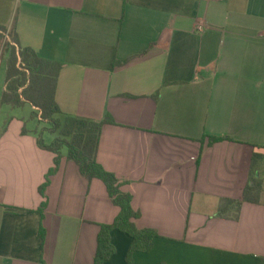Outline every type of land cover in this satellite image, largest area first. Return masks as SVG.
<instances>
[{
	"label": "crops",
	"instance_id": "crops-1",
	"mask_svg": "<svg viewBox=\"0 0 264 264\" xmlns=\"http://www.w3.org/2000/svg\"><path fill=\"white\" fill-rule=\"evenodd\" d=\"M14 26L22 46L62 63L60 109L103 121L97 160L131 194L137 228L158 234L134 264H261L264 191L237 219L218 210L264 154V0H0V33L12 39ZM6 39L0 264H93L100 226L120 207L66 149L43 197L56 153L38 139L54 135L29 101H3ZM256 168L264 188V161ZM112 240L108 264H128L133 238L115 229Z\"/></svg>",
	"mask_w": 264,
	"mask_h": 264
},
{
	"label": "trees",
	"instance_id": "trees-1",
	"mask_svg": "<svg viewBox=\"0 0 264 264\" xmlns=\"http://www.w3.org/2000/svg\"><path fill=\"white\" fill-rule=\"evenodd\" d=\"M2 30L4 33L0 34L4 40L6 39V29L2 28ZM9 34L12 39H6L3 43L4 51L9 54L7 90L3 95V101L11 102L15 106L29 101L41 111V117L48 121L51 126L49 130L54 135V140L50 145L45 143L42 138L38 139L41 147L56 153L55 166L49 170L46 181L40 188L43 197H46L45 189L50 184L51 175L59 169L64 149H66L67 158L79 165L83 176L88 179H101L108 188L107 192L110 198L120 207V212L113 223L100 226L97 252L93 264H108L109 259L116 252L112 240V231L115 229L129 234L133 238L127 261L128 264H134V253L150 251L158 234L151 228H137L134 219L139 217V213L134 210L131 194L122 191L123 184L118 177L106 170L97 160L103 121L64 113L55 99L62 63L40 57L31 47L22 46L15 26ZM217 140L219 138L211 137L210 142L214 143ZM249 146L254 148L253 145ZM250 161L252 165L250 184L244 188L240 197L222 200L218 210L219 216L237 219L245 201L256 203L260 201L264 188L263 181L257 178L256 167L264 161V154L253 153L250 156ZM45 206H47L46 199L38 209L41 214ZM39 235L45 240L43 228L40 229ZM261 264H264V258Z\"/></svg>",
	"mask_w": 264,
	"mask_h": 264
},
{
	"label": "rangeland",
	"instance_id": "rangeland-1",
	"mask_svg": "<svg viewBox=\"0 0 264 264\" xmlns=\"http://www.w3.org/2000/svg\"><path fill=\"white\" fill-rule=\"evenodd\" d=\"M41 115H42V113L40 112V114L38 115L39 117H41ZM42 118V117H41ZM41 123H43V126L44 127H47L46 129H48L49 130V128L51 127L50 125H49V123H48V121L47 120H44L43 118L41 119V120H39Z\"/></svg>",
	"mask_w": 264,
	"mask_h": 264
},
{
	"label": "built area",
	"instance_id": "built-area-1",
	"mask_svg": "<svg viewBox=\"0 0 264 264\" xmlns=\"http://www.w3.org/2000/svg\"><path fill=\"white\" fill-rule=\"evenodd\" d=\"M205 27H206V25L204 23H201V24H199L198 27H196V29L198 32H202Z\"/></svg>",
	"mask_w": 264,
	"mask_h": 264
}]
</instances>
